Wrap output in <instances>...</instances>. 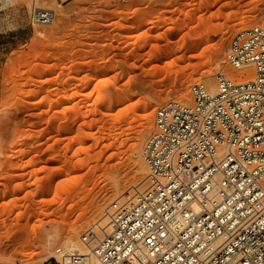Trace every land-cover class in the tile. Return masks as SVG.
Masks as SVG:
<instances>
[{
  "label": "rangeland",
  "instance_id": "374dc122",
  "mask_svg": "<svg viewBox=\"0 0 264 264\" xmlns=\"http://www.w3.org/2000/svg\"><path fill=\"white\" fill-rule=\"evenodd\" d=\"M30 2L0 11V264L81 248L108 205L145 186L155 111L236 70L231 37L264 20V0H40L55 11L38 26Z\"/></svg>",
  "mask_w": 264,
  "mask_h": 264
},
{
  "label": "built area",
  "instance_id": "2783aa9c",
  "mask_svg": "<svg viewBox=\"0 0 264 264\" xmlns=\"http://www.w3.org/2000/svg\"><path fill=\"white\" fill-rule=\"evenodd\" d=\"M30 19L48 26L54 12ZM226 60L254 78L218 75L215 96L192 84L190 104L159 107L141 151L145 186L81 234L86 254L35 264H264V20L231 37Z\"/></svg>",
  "mask_w": 264,
  "mask_h": 264
},
{
  "label": "bare ground",
  "instance_id": "6f19581e",
  "mask_svg": "<svg viewBox=\"0 0 264 264\" xmlns=\"http://www.w3.org/2000/svg\"><path fill=\"white\" fill-rule=\"evenodd\" d=\"M28 2V0H7L6 1V3H5V5H4V8H19L24 2ZM39 1L40 0H31V2H30V5H31V9L32 10H38V11H49V12H51V13H53L55 10H53V9H44V8H42V7H38V4H39ZM42 1V0H41ZM53 1V0H52ZM57 8H60L61 6L60 5H58L57 4V6H56ZM56 8V9H57ZM59 10V9H58ZM54 22V21H53ZM52 22V23H53ZM38 26H40V25H38ZM169 42V41H168ZM170 43V42H169ZM131 47V50H132V48L134 49V48H136V45H132V46H130ZM166 49H171L172 51H174L173 50V47L171 46V45H167L166 46ZM171 51V52H172ZM169 52H170V50H169ZM234 68V67H233ZM234 69H236V68H234ZM227 70V69H226ZM224 76H226L227 77V79H229L230 81H234V82H242V81H248V80H251V79H253L254 78V69H253V67H242V68H237L236 70H231V69H229L228 68V71H226V73H225V75ZM205 77H206V79H205V82L206 83H208V84H210V82H211V77H212V73H206L205 74ZM192 85V84H191ZM201 85H204V83L203 82H196V83H194L193 84V86H195V87H198V86H201ZM217 87L216 86H214V85H209V88H208V92H209V94L210 95H212V96H215L216 95V93H217ZM192 91V89H188L186 92L189 94L190 92ZM185 92V93H186ZM181 103H184V102H181ZM185 104H187L186 102H185ZM138 145H140L139 143H138ZM138 145H136L137 146V148H138ZM136 148V150H138ZM140 155V154H139ZM145 164V163H144ZM144 164L143 163H139V165H140V171H141V173H148V171H147V166L145 167L144 166ZM128 194V193H127ZM121 197L123 196V195H120ZM120 196H118L119 198H120ZM119 198H117V199H119ZM116 199V200H117ZM99 217H101V215L99 216ZM98 217V218H99ZM97 221V220H96ZM106 222H107V218L105 217V216H102L100 219H98V221L94 224V226H97V225H99L100 226V228L102 227V226H105V224H106ZM51 241H49V243L47 242V244L46 245H50V247H51V243H50ZM79 242H81V241H79ZM78 242H76V243H74V242H72V241H69V242H66L65 243V250H63V253L62 254H60V255H56L57 256V258L58 259H60V260H64V261H67V260H69L72 256H75V255H79V254H86L87 252H86V249L85 248H83V246H81V248L78 246V244H77ZM77 246H76V245ZM81 244V243H80ZM45 245V244H44ZM45 245V246H46ZM49 245L47 246L48 248H49ZM64 245V244H63ZM46 247V248H47ZM54 254H55V252H54ZM92 264H99L97 261H95V260H93V262H92Z\"/></svg>",
  "mask_w": 264,
  "mask_h": 264
}]
</instances>
